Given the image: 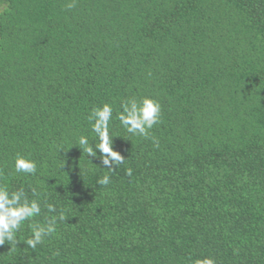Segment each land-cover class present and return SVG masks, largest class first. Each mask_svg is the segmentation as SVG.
<instances>
[{"label": "trees", "instance_id": "trees-1", "mask_svg": "<svg viewBox=\"0 0 264 264\" xmlns=\"http://www.w3.org/2000/svg\"><path fill=\"white\" fill-rule=\"evenodd\" d=\"M70 2L0 0V183L66 217L0 264H264V0ZM132 97L161 105L148 139L116 119ZM104 103L114 172L78 147Z\"/></svg>", "mask_w": 264, "mask_h": 264}, {"label": "clouds", "instance_id": "clouds-1", "mask_svg": "<svg viewBox=\"0 0 264 264\" xmlns=\"http://www.w3.org/2000/svg\"><path fill=\"white\" fill-rule=\"evenodd\" d=\"M76 7V0H71L66 4L67 9ZM113 119V107L111 104L104 103L102 106L91 109L87 116L88 123L91 125V132L95 134L96 142L89 143V138L81 135L78 138V147L82 149L87 156L98 158L101 165L107 168L109 172H114L124 163V158L112 147V136H110V121ZM120 126L132 136H139L148 139L150 130L160 123L161 105L150 97L136 98L132 97L122 100L120 110L116 114ZM153 143L158 147V141L153 137ZM95 149V150H94ZM97 153L99 156L97 157ZM64 166V161L62 167ZM14 171L17 174L25 176H34L37 173V163L17 154L14 160ZM126 174L131 177L132 169L126 170ZM98 185L107 187L111 183L109 175H104L97 180ZM32 199L24 187L10 191L6 184L0 183V245L6 242L10 245V251H14L17 244L20 243L17 236L22 227L27 222L31 231L29 238L23 243L32 250L38 245L44 243L45 239L51 237L57 230L58 222H65L66 217L63 211L58 215H50L46 218V223L40 224L34 218L41 215V202L39 193L35 188L31 189ZM45 197V207L49 214L56 213L57 207L52 203H47ZM194 264H215L211 258L197 259Z\"/></svg>", "mask_w": 264, "mask_h": 264}]
</instances>
